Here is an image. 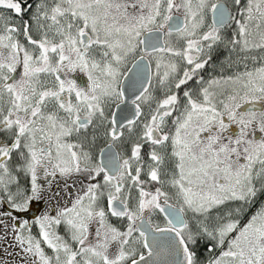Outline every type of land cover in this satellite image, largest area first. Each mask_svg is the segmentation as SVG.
Wrapping results in <instances>:
<instances>
[{"label":"snow or ice","instance_id":"1","mask_svg":"<svg viewBox=\"0 0 264 264\" xmlns=\"http://www.w3.org/2000/svg\"><path fill=\"white\" fill-rule=\"evenodd\" d=\"M0 264H264V0H0Z\"/></svg>","mask_w":264,"mask_h":264}]
</instances>
